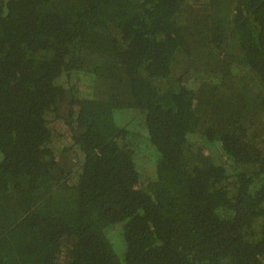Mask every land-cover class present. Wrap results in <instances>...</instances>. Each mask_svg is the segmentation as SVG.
Masks as SVG:
<instances>
[{
  "label": "trees",
  "instance_id": "16d2710c",
  "mask_svg": "<svg viewBox=\"0 0 264 264\" xmlns=\"http://www.w3.org/2000/svg\"><path fill=\"white\" fill-rule=\"evenodd\" d=\"M0 264H264V0H0Z\"/></svg>",
  "mask_w": 264,
  "mask_h": 264
}]
</instances>
